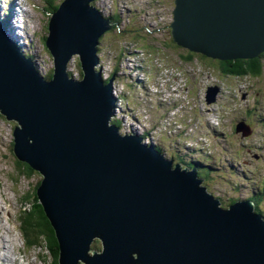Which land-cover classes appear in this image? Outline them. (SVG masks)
<instances>
[{"label": "water", "instance_id": "95a60500", "mask_svg": "<svg viewBox=\"0 0 264 264\" xmlns=\"http://www.w3.org/2000/svg\"><path fill=\"white\" fill-rule=\"evenodd\" d=\"M94 1L63 0L52 13L48 80L0 24V111L17 126L14 155L43 177L35 192L58 264H264V217L253 202L222 208L196 164L182 168L110 124L114 76L104 86L95 67L112 23ZM171 14L184 50L219 61L264 52V0H173ZM74 57L81 80L68 74ZM217 92L207 89L208 105ZM239 131L250 133L244 122Z\"/></svg>", "mask_w": 264, "mask_h": 264}, {"label": "rangeland", "instance_id": "374dc122", "mask_svg": "<svg viewBox=\"0 0 264 264\" xmlns=\"http://www.w3.org/2000/svg\"><path fill=\"white\" fill-rule=\"evenodd\" d=\"M61 1L23 0L28 24L10 19L15 44L22 43L21 53L47 77L53 62L44 40L51 9ZM93 4L117 23L101 38L98 49L104 86L112 73L117 79L111 82L114 96H120L114 106H123L121 97L129 106L115 109L114 116L132 109L122 121L126 129L139 131L140 121L149 132V142L165 157L182 168L198 161L199 171L207 176L203 185L221 207L227 208L234 199L256 197L254 206L264 216V66L259 77L225 80L217 64L200 54L190 63L183 61L180 57L186 51L171 39L173 0H96ZM68 72L79 79L77 57L70 61ZM207 86L218 88L215 98L225 89L214 105L205 101ZM240 120L251 133L234 132ZM13 138L0 111V236L7 241L0 240V264H53L45 242L39 240L31 248L21 229L23 213L33 204V190L42 177L16 160L13 150H20Z\"/></svg>", "mask_w": 264, "mask_h": 264}, {"label": "trees", "instance_id": "16d2710c", "mask_svg": "<svg viewBox=\"0 0 264 264\" xmlns=\"http://www.w3.org/2000/svg\"><path fill=\"white\" fill-rule=\"evenodd\" d=\"M7 24V22H6ZM5 24V26H6ZM104 36V35H103ZM180 48V47H178ZM259 55L257 58L250 59V60H241V59H235V60H229V61H219V60H212L209 58H206L202 55V57L208 59L209 61H212L216 63V70L218 71L219 75L225 77V76H233V77H259L263 73V55ZM183 61L190 63L195 58V53L186 51L185 55L181 56ZM52 76V73L48 76V79H50ZM47 79V77H45ZM17 125V122H15ZM17 127V126H15ZM14 127V129H15ZM13 129V130H14ZM159 150V149H158ZM14 155V152H13ZM15 156V155H14ZM16 160L22 163L23 167L26 168L28 172L32 171L33 169L30 167V165L26 162H22V160L17 159ZM35 171V170H34ZM200 176H206L200 175ZM38 186V185H37ZM37 188V187H36ZM35 188V190H36ZM33 204H30L31 207L28 209L27 212H24L23 220L21 222V229L23 234L26 237L27 244L33 248L38 246L39 240H42L45 242V247L50 252L54 262L53 264H58V244L54 235V231L45 217V214L43 213L42 207L37 199L36 192L33 190ZM260 213V212H259ZM100 242V241H99Z\"/></svg>", "mask_w": 264, "mask_h": 264}, {"label": "bare ground", "instance_id": "6f19581e", "mask_svg": "<svg viewBox=\"0 0 264 264\" xmlns=\"http://www.w3.org/2000/svg\"><path fill=\"white\" fill-rule=\"evenodd\" d=\"M3 3H1L0 4V9L2 8V5L4 6V9L2 10L3 12H5V13H8V6H9V4H10V2H11V4L13 5V8H14V10L19 14V17H20V24L22 23V21H23V23H25V24H28V20H27V17H28V15H27V13H26V11L21 7V5H20V3L22 2V0H3L2 1ZM111 20H113V18H111ZM19 24V25H20ZM10 27H12V25H11V21H10V19L7 21V24H6V33L9 35V36H11V38H14L15 37V35H14V29H11ZM11 32H12V34H11ZM33 64L37 67V63L36 62H33ZM127 70V69H126ZM101 78V77H100ZM80 80V79H79ZM101 81H102V78H101ZM130 81V80H129ZM113 95H114V93H113ZM115 97V96H114ZM118 96H116L115 98H117ZM262 186V185H261ZM1 212H3V211H1ZM7 231V230H6ZM0 240H2L3 241V243H6L7 241L6 240H3V238L0 236ZM4 249H6V247L4 246L3 247ZM12 263H13V261H12Z\"/></svg>", "mask_w": 264, "mask_h": 264}]
</instances>
